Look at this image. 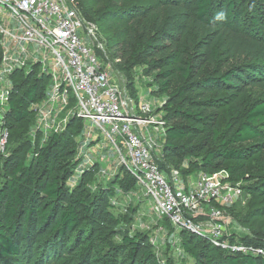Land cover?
<instances>
[{"label":"trees","instance_id":"obj_1","mask_svg":"<svg viewBox=\"0 0 264 264\" xmlns=\"http://www.w3.org/2000/svg\"><path fill=\"white\" fill-rule=\"evenodd\" d=\"M77 1L86 17L81 0ZM154 4L122 6L104 0L94 15L100 20L118 17L124 23L114 34L124 45L120 72L125 75L130 67L143 65L157 92L166 96L157 109L166 122L159 167L166 172L177 169L183 179L199 171L226 170L230 180L242 181L247 160L264 154V3L255 8L240 0ZM217 13L220 26L215 23ZM243 19L249 35L240 26ZM11 78L0 125L7 132L4 147L14 123L25 122L26 128L14 138L25 139L2 159L0 259L9 261L26 253V264H161L147 237L139 233L124 235L121 243L109 242L116 224L109 210L110 190L90 193L85 172L75 186H68L78 151L73 137L82 129L79 119L71 117L64 130L51 133L42 145L32 141L36 114L31 105L45 97L48 75L34 66ZM222 92L238 100L230 119L220 125L216 108L223 101ZM194 138L199 142H192ZM27 142L32 151L25 159ZM124 172L120 188H136L135 177ZM258 178L264 184V173ZM244 188L243 184V192ZM241 223L249 230L240 241L264 246V205L249 209ZM179 233L180 245L193 257V264H264L260 256L230 254L194 233ZM56 248L63 256L56 255Z\"/></svg>","mask_w":264,"mask_h":264},{"label":"built area","instance_id":"obj_2","mask_svg":"<svg viewBox=\"0 0 264 264\" xmlns=\"http://www.w3.org/2000/svg\"><path fill=\"white\" fill-rule=\"evenodd\" d=\"M34 66L48 75V87L45 97L31 105L36 112L33 136L46 139L64 130L71 117L79 119L83 144L95 134L107 138L159 220L227 253L264 258V246L231 240L226 232V209L243 197L242 181L230 180L226 170L199 171L183 179L179 170L159 167L166 131L163 114L150 101L135 102L130 96L125 77L113 68L98 38L96 24L85 19L77 0H0L2 116L12 74L29 73ZM1 134L4 145L6 133Z\"/></svg>","mask_w":264,"mask_h":264},{"label":"rangeland","instance_id":"obj_3","mask_svg":"<svg viewBox=\"0 0 264 264\" xmlns=\"http://www.w3.org/2000/svg\"><path fill=\"white\" fill-rule=\"evenodd\" d=\"M119 2L120 5H147L154 4L156 0H115ZM82 6L84 8L85 19L88 18L99 20V25L96 24L98 28V38L104 46L105 52L107 54L109 61L113 65V68L120 72L121 64L124 63L125 58H122L121 49L124 47L122 42L114 37L115 32H117L124 23L120 18H106L100 20L99 17L94 15L95 11L100 12L104 5V0H81ZM241 3L247 6L259 7L264 0H240ZM159 10L164 12V9L158 7ZM248 10V9H247ZM250 14V11H247ZM215 17V23L221 24L219 19L220 13H217ZM242 19V17H241ZM90 21V20H89ZM240 26L246 31V34L250 32L248 28V23L246 19L240 20ZM244 31V32H245ZM107 47L109 51L105 48ZM99 56L102 58V53L98 52ZM104 62L108 63V60L104 58ZM119 64L120 66H117ZM145 67L143 65H135L124 71L125 75L121 73L126 79V88L130 96L133 97L135 102L141 101V99L150 101L153 103V107L157 110L158 105L166 99L165 94L157 92L155 85L152 83L151 74L145 72ZM48 85V82L45 86ZM253 90V89H251ZM213 94V93H212ZM219 96H223V101L220 102L219 107L216 108L217 114L219 116L218 122L223 125L227 119H230L231 114L234 112V103L238 100V96L234 94L220 93ZM37 104V103H36ZM36 114V112H35ZM62 116H59L60 119ZM2 115L0 113V125ZM15 124V123H14ZM10 129V135L6 148L1 144L2 142V131L0 129V184L2 183L3 177V165L2 159L10 154V151L17 146L16 144L25 139L24 136L20 139H15L17 137V132H24L26 128L25 122L20 124H15ZM34 125V124H33ZM33 127V126H32ZM32 130V128H31ZM30 136L33 142H37L42 145L46 139L41 134H36ZM16 132V133H14ZM6 136L7 132L5 131ZM14 133V135H12ZM76 144L79 145V151L75 155V165L72 174L67 180L68 186L72 188L77 183L80 174L84 172L87 178L84 182L86 189L90 193L97 192L98 190L107 189L110 190L109 210L116 218V224L113 228V236L109 238V242L121 243L122 237L124 235L133 236L135 234H141L146 236L148 243L155 253V255L160 260L161 264H193V257L186 252L180 245V233L166 221L162 222L159 220L152 212L149 201L141 194V191L136 187L131 190H124L119 186V180L123 177L124 171L127 168L120 162L119 158L116 156L109 140L103 136L97 134L94 135L92 141L88 144H83L81 132L73 137ZM6 138L4 140L5 144ZM192 142H199L198 138L191 140ZM256 142V141H254ZM163 140L162 143L163 144ZM211 142L208 143V145ZM24 147V158L28 159L31 157L32 148L29 143H25ZM86 148H88L86 150ZM86 152V155H85ZM187 159V157H186ZM185 159V160H186ZM88 162H91L88 165ZM185 164H181L183 167ZM180 167V168H181ZM246 176L242 179V185L244 184V195L240 200L235 202L232 206L226 209V232L231 240H241L245 238L249 230L247 224H242L241 221L245 213L259 205H264V184L260 183V178L258 176L264 173V154L254 155L249 158L246 162ZM80 172V173H78ZM83 172V173H82ZM259 222L261 219L255 217ZM253 220V219H251ZM61 249L56 248L57 256L61 255ZM209 253L208 255H210ZM71 256V254H69ZM27 255L24 253L20 257L12 258L9 261H4L0 259V264H26ZM54 258V256H52ZM59 259V258H58ZM45 261V259H43ZM43 264H47L43 263ZM51 264V263H50ZM60 264V263H56Z\"/></svg>","mask_w":264,"mask_h":264}]
</instances>
